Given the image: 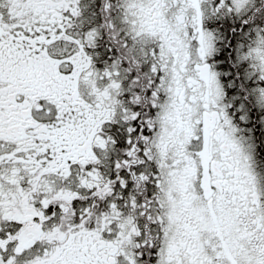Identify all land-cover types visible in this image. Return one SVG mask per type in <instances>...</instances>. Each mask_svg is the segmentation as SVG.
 Listing matches in <instances>:
<instances>
[{
  "label": "snow or ice",
  "instance_id": "1",
  "mask_svg": "<svg viewBox=\"0 0 264 264\" xmlns=\"http://www.w3.org/2000/svg\"><path fill=\"white\" fill-rule=\"evenodd\" d=\"M0 264H264V0H0Z\"/></svg>",
  "mask_w": 264,
  "mask_h": 264
}]
</instances>
